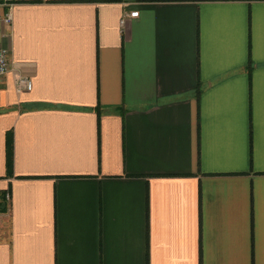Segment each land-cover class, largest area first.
Wrapping results in <instances>:
<instances>
[{
	"label": "crops",
	"instance_id": "0c3cea01",
	"mask_svg": "<svg viewBox=\"0 0 264 264\" xmlns=\"http://www.w3.org/2000/svg\"><path fill=\"white\" fill-rule=\"evenodd\" d=\"M12 1L0 264H264V0Z\"/></svg>",
	"mask_w": 264,
	"mask_h": 264
},
{
	"label": "built area",
	"instance_id": "2783aa9c",
	"mask_svg": "<svg viewBox=\"0 0 264 264\" xmlns=\"http://www.w3.org/2000/svg\"><path fill=\"white\" fill-rule=\"evenodd\" d=\"M5 8H7L5 10ZM131 16H138L139 11L131 12ZM0 21L12 23L13 21V1L12 0H0ZM125 19H122L124 23ZM12 61L10 59L9 50L4 47H0V76L7 74L11 69ZM18 91L31 90L33 83L30 77L19 75L16 77ZM9 196V194H8Z\"/></svg>",
	"mask_w": 264,
	"mask_h": 264
},
{
	"label": "trees",
	"instance_id": "16d2710c",
	"mask_svg": "<svg viewBox=\"0 0 264 264\" xmlns=\"http://www.w3.org/2000/svg\"><path fill=\"white\" fill-rule=\"evenodd\" d=\"M6 196V194H3L2 196H1V198H4Z\"/></svg>",
	"mask_w": 264,
	"mask_h": 264
}]
</instances>
